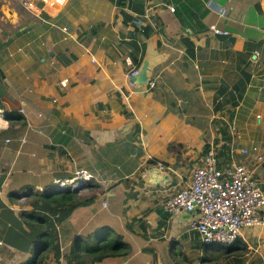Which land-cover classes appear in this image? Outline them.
I'll use <instances>...</instances> for the list:
<instances>
[{
  "label": "crops",
  "instance_id": "crops-1",
  "mask_svg": "<svg viewBox=\"0 0 264 264\" xmlns=\"http://www.w3.org/2000/svg\"><path fill=\"white\" fill-rule=\"evenodd\" d=\"M3 16L0 264H32L33 211L58 244L45 261L67 263L74 238L105 224L132 250L101 264H264V223L244 227L232 245L206 247L165 205L210 146L257 166L264 191V161L238 150L256 143L264 151V0H68L53 20L0 0ZM136 47L152 87L129 84ZM154 167L171 182L157 183ZM80 169L93 176L64 189L77 192L74 205L55 212L34 200L62 191L57 180Z\"/></svg>",
  "mask_w": 264,
  "mask_h": 264
},
{
  "label": "built area",
  "instance_id": "built-area-1",
  "mask_svg": "<svg viewBox=\"0 0 264 264\" xmlns=\"http://www.w3.org/2000/svg\"><path fill=\"white\" fill-rule=\"evenodd\" d=\"M36 16H45L47 20L56 19L68 0H21ZM174 9V8H172ZM221 13H226L221 8ZM215 34H227L228 31L216 25L211 26ZM129 84L135 86L131 79L138 72L132 59H127ZM152 87L155 80L150 79ZM260 116V115H259ZM235 130V128H234ZM23 142L26 139L23 138ZM242 155L255 153L257 163L264 161V151L259 144L238 149ZM237 150L232 147L230 152ZM161 168H164L162 165ZM87 169H80L73 178L57 180L55 188L64 190L68 187L78 189L92 178ZM108 202H103L107 207ZM168 212L178 214L184 209L194 210L196 217L190 222V229L196 230L206 244L232 245L242 233L244 227L261 225L264 223V191L257 175V166H250L246 162H236L222 159L216 146H210L198 165L192 172L188 184L165 202ZM42 264H67L53 260ZM82 264H101L99 261L89 260Z\"/></svg>",
  "mask_w": 264,
  "mask_h": 264
},
{
  "label": "trees",
  "instance_id": "trees-1",
  "mask_svg": "<svg viewBox=\"0 0 264 264\" xmlns=\"http://www.w3.org/2000/svg\"><path fill=\"white\" fill-rule=\"evenodd\" d=\"M136 20L142 22L141 18L135 17ZM146 34H149V29L145 27ZM136 52V53H135ZM139 47L135 48L133 51L132 60L136 66L140 67L142 58H139ZM1 103V100H0ZM8 117H11V112H6ZM220 149V148H218ZM219 151V150H218ZM224 152V151H223ZM221 150L219 151V156L222 158L223 154ZM235 153V152H234ZM231 153V154H234ZM223 159V158H222ZM232 161V160H230ZM151 163H156L155 160L151 159ZM34 200L38 202V205L45 208H50L53 211H61L64 205L72 206L75 204L76 199H78V194L76 191L62 190L60 192H42L39 194H32ZM40 214L42 212L38 210ZM36 212L33 211L31 218L37 222L38 226H32V229L38 232L37 237L34 239L37 245V253L33 258L32 264H42L48 257V253L52 250L57 249L55 243V237L49 228H46L48 224V219L44 215L35 216ZM38 215V214H37ZM27 221V219H26ZM206 247L213 246L215 244H206ZM132 245L130 242L126 241L124 235L110 225H103L102 228L96 229L92 234L84 236L83 234H78L71 243V246L64 252L67 264H82L89 260H95L102 262L108 257L112 256H127L131 253ZM179 264V263H178Z\"/></svg>",
  "mask_w": 264,
  "mask_h": 264
},
{
  "label": "water",
  "instance_id": "water-1",
  "mask_svg": "<svg viewBox=\"0 0 264 264\" xmlns=\"http://www.w3.org/2000/svg\"><path fill=\"white\" fill-rule=\"evenodd\" d=\"M150 68L148 66V63L147 62H144L140 68L138 69V72L133 75L131 77V79L133 81H135L136 83H146L149 81V78H150ZM152 171L155 173V181L157 183H160L162 181L164 182H171V175L169 172L167 171H164L162 169H160L159 167H154L152 169ZM193 213H195L194 210H187V209H184L182 210L179 215L181 214V216H183V218L186 220V219H189V221H192L193 218H191V215H193Z\"/></svg>",
  "mask_w": 264,
  "mask_h": 264
},
{
  "label": "rangeland",
  "instance_id": "rangeland-1",
  "mask_svg": "<svg viewBox=\"0 0 264 264\" xmlns=\"http://www.w3.org/2000/svg\"><path fill=\"white\" fill-rule=\"evenodd\" d=\"M25 5V4H24ZM39 17V16H38ZM42 18V17H41ZM43 18H46L45 16H43ZM3 20H9V18H6V17H4L3 16V19H0V21H3ZM45 20H47V19H45ZM19 23L18 22H16V23H11V25L13 26V28L15 27V26H17ZM218 252V250H216V248L214 249V250H210V251H208V254L211 256V255H213V253L214 254H216ZM35 255V254H34ZM34 255H32L33 257H34Z\"/></svg>",
  "mask_w": 264,
  "mask_h": 264
}]
</instances>
